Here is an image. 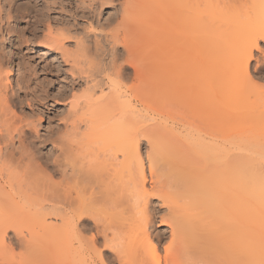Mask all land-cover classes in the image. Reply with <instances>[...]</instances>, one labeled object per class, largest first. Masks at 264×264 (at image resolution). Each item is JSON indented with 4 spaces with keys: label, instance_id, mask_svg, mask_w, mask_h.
<instances>
[{
    "label": "bare ground",
    "instance_id": "6f19581e",
    "mask_svg": "<svg viewBox=\"0 0 264 264\" xmlns=\"http://www.w3.org/2000/svg\"><path fill=\"white\" fill-rule=\"evenodd\" d=\"M102 1L91 9L111 2ZM120 6L115 30L123 26V36L109 33V59L97 73L83 70L105 72L103 83L89 85L81 76L88 85L69 99L63 133L32 137L56 145L52 165L40 153L43 145L25 141L24 127L36 129L39 114L24 125L25 117L17 123L9 115L12 71L0 64V248L7 249L0 264L30 258L28 264H264V86L249 73L254 51L264 57V0H122ZM40 9L27 13L32 37L40 33L42 47L64 56L58 31L70 32L72 21L59 30L66 19ZM170 95L179 105L176 117L168 115L176 129L155 121L160 112L148 115L156 124L143 113L151 99L163 104ZM151 197L165 205L159 222L170 227L162 255L159 236L148 231Z\"/></svg>",
    "mask_w": 264,
    "mask_h": 264
},
{
    "label": "rangeland",
    "instance_id": "374dc122",
    "mask_svg": "<svg viewBox=\"0 0 264 264\" xmlns=\"http://www.w3.org/2000/svg\"><path fill=\"white\" fill-rule=\"evenodd\" d=\"M12 1H14V2H12ZM97 1L98 0H96V1L95 0H11V1L7 0V2L6 1L0 2V3H2V4H0L1 9L4 8V9H2V11L0 9V11L2 12V13L0 12V19L3 20V21L0 20V26L3 25L2 30L0 28V31H1L0 32V64L2 65L4 71H7L8 67H9V69L11 67V71H12V73L9 76L10 85L7 89V92H8V95H10L12 98L10 105L13 108V110L11 108V110H9L8 113H9V115H12L14 117V120L17 123L20 122L21 117H22V119L25 117L24 120H27V121L22 120L24 123L20 122L19 123L20 125H24L27 122L29 123L30 120L35 119V117L39 114L40 120L38 122V127L36 128L38 130L33 128L31 125H27L24 127V130H26V132H25L26 135L24 137H25V141L27 143H29V141H33V142H36V146L43 145L41 147L42 150L40 149V153H43L45 158L49 159V161H47V163H46L47 165H52L53 163L51 162V159H54L56 154L57 155L59 154V151L57 150L56 145H52L49 140L46 141L45 143L40 144V143H37L39 141V139L32 138V137L34 135L36 136L37 133H39L40 135H44L47 132H49L50 130L51 131H58V129H60L59 132L63 133L62 129H64V127L62 126L63 122L60 118L62 116L65 117V115L67 114L68 101L70 103L69 99H71V101H72L73 97H75L76 95L79 96L81 94V90L83 92V89L85 87H87L88 83H89V85L92 83L94 84L96 82L100 83V85H101V81L103 83L104 78H105L104 77L105 72L104 73L99 72L100 74L98 73L99 75H101L103 73L102 74L103 76L101 75L103 80H97L99 75L96 76L97 74H94L93 72L97 73L99 71L98 70L99 67H101L102 64L105 63V59H109V55H110L109 51L111 50V47L109 49L110 44L108 42L110 39H109L108 34L109 33L113 34L112 31L115 30V28L118 27V25H122V21L120 20L121 19L120 3L122 2V0H111V2H106L103 5H100L101 6V7L99 6L100 9H98L99 7H97V9L93 11V9H91V8L93 7V4L97 3ZM101 1H99L97 4H100ZM3 3H4V5H3ZM10 3H11V5H10ZM2 5H3V7H2ZM7 5L11 6V7L9 6V8L11 10L8 9ZM17 5L21 6V7L19 6L18 9L21 8L26 13H23V11H21V9H20L19 14L17 15L18 17L16 15H14L15 12H13V11H15V8L17 9ZM43 5H44V7H43ZM136 6H137L136 3H134V8H136ZM6 7H7L8 12L6 11ZM40 7H41V9H40ZM44 8L46 10V11L45 10L44 11L47 12L51 17L53 16V17L58 18V19H66L62 23H57V25H56L57 29H59V30H60V28L65 29L66 27L67 28L71 27L72 29H74V27H75L74 30H72L70 28V32L58 31L59 33H62V37L64 38V40H63V43H65V45H64L65 50L63 51V54H65L64 56H61L62 54L60 55L61 51L55 50L54 48L45 49L44 47H42L43 45H42L41 41L43 38L40 36L41 35L40 33L37 34L38 35L37 37H32V33L30 32V29L33 26V25H31L33 19L31 17H28L27 13L29 11H32V13H34L36 11L38 12L39 10H37V9H40V11H41ZM9 11H10V13L13 12V14H10L11 16L9 15ZM32 13L30 15H32ZM83 13H85L86 17L85 16L82 17ZM7 14H8V16H6ZM74 15H76L77 18L76 17L73 18ZM1 16H2V18H1ZM9 16H10V19H9ZM11 17H12V19H11ZM14 17H16V18H14ZM82 18H84V19H82ZM105 18L109 22L106 21ZM73 19L75 21H73ZM86 20L92 21L93 23L91 22L90 26H88V25L86 26V24H87ZM119 20L121 21V24H120ZM71 21H72V24H70ZM110 21H111V23H110ZM97 22H99V24L101 23L102 26L101 25L97 26ZM105 22H107V24ZM135 22H136V20H135ZM13 23H14V25H13ZM68 23L70 24V27H69ZM4 25H5V27H4ZM29 25H30V27H29ZM71 25L72 26L75 25V26L72 27ZM91 26H92V28H91ZM99 26H101V27H99ZM119 27H121V28L116 29V30H118V34L116 33L118 35V37H119V35L123 36L122 32H124L122 30L123 26H119ZM39 28L37 27L36 29H39ZM89 28H91V29H89ZM126 28H130V30H131V28H133V24H132V26H128ZM126 28L124 26V30ZM75 30H77V32ZM130 30L128 29V31H130ZM86 31H87V33H86L87 35L84 34ZM81 32H83L82 33L83 35L81 34ZM94 32H95V34H99L96 37V39H94L95 38ZM131 33L133 34L134 32L131 31ZM116 34L114 33L115 36H116ZM84 35H85V37H84ZM87 36H89V37H87ZM80 38L82 39V43L81 42L76 43L77 41H79ZM97 39H99V40H97ZM95 40H97L99 42H96ZM94 43H97V44L94 46ZM118 45L119 44H117V48H119V49L116 50V52L118 51L116 54L119 53L118 55L119 56L121 55L123 57L124 54H122V51L120 52V47H118ZM260 45L262 47V45H263L262 42H260ZM95 47H97V48H95ZM99 47H100V49H98ZM95 49H98V51ZM108 53H109V55H108ZM82 54H84V55H82ZM103 57H105V58H103ZM254 57H255V59H257V62L255 63L254 60L251 61V64L249 65V73H250L251 77L253 78L254 82L257 83V85H259L260 87L261 86L263 87L264 86V57L260 52H257V51H254ZM74 58L75 59L78 58V62L75 63L77 66H75V67H78V65L80 64L79 67L82 66V72L79 71L81 69L77 70L78 68H75L74 66L72 68L69 66V65H71V66L74 65L73 61H76ZM101 60L103 63L101 62ZM106 61H108V60H106ZM71 63H73V64H71ZM100 63H102V64L100 65ZM87 67H88V69L90 68V71H93V72H91L92 75L96 76L97 78H95L94 76L89 74L90 72H88V69H87V72L84 71L86 73L83 72V70H85ZM91 67H93L94 69L92 70ZM5 68H7V69L5 70ZM95 69H96V71H94ZM129 71L127 70V73ZM129 73H128V75H129ZM85 74H88L89 76H87V75L86 76L90 77V78L92 76L93 79H95L96 81L95 82L89 81V80H93V79H89V78L87 79L86 76L84 77ZM130 74H132V73H130ZM81 76L84 78V80ZM101 77L99 76V78H101ZM130 77H131V75H130ZM130 77L128 79H130ZM85 79H86V82L88 81L86 86L83 85L85 83V82L83 83V81H85ZM128 79L123 80L124 85L130 84L129 83L130 81ZM16 81L19 83L21 89H19V87L16 85V83H17ZM126 81H129V82L126 83ZM102 88H105V85H103ZM96 91H97V89H96ZM24 95H27V97L29 99L27 97H25ZM72 95H74V96L71 98ZM174 96L170 95V96H168V98H165L167 100L163 99L162 102L165 101L163 104L160 102V100H162V98L158 97L159 100L157 97H154L153 99H151V102H153V104L149 103V105L147 106L145 111L144 112L142 111L145 114L144 117L146 118L148 115L152 114V116H154L156 118L159 115V113H157V112H160L163 115H161V116L159 115L155 119V121L158 118H159V120L162 119L163 122L164 121L166 122V120H167L166 124L168 126L171 125L170 126L171 128H175L174 123H172L168 119V115L176 117V115H177L176 109H179L178 104H177L176 109L174 107V106H176L175 105L176 103H174V101H173ZM175 97H177V96H175ZM23 99H24V101H23ZM175 99L176 98H174V100ZM19 100H22L21 103H19ZM178 100H179V96H178ZM26 101H31L33 103V107L32 108L27 107ZM148 102H150V101L148 100ZM157 102H158V104H156ZM182 104H184V103H182ZM155 105H159L158 107L160 108L159 109L160 111H157L158 107ZM164 105H165V107H164ZM184 105L180 106V108H183ZM149 106H152V108L151 107L149 108ZM153 106L156 107V109H157L156 111H155V107L153 109ZM30 109H32V111H30ZM152 109L157 114H155L154 111H152ZM182 110H179V111H182ZM195 110L197 111V107L195 108ZM13 111H14V115L17 118L13 115V113H12ZM150 111H152V113ZM184 113H185V115H187L186 111ZM152 116H148L147 118L150 117L151 119H153V122H155L154 117H152ZM69 118H71V113L69 115ZM163 118H165V120ZM149 121H151V122H149ZM153 122L150 119L148 120V124L153 123ZM210 123L206 122V124H210ZM154 124H156V122ZM154 124H150V125L154 126ZM211 124H213V123H211ZM200 126H201V124H200ZM60 127H62V128H60ZM155 127H153V128H155ZM203 127H205V126H203ZM206 127H207V129L211 128L210 125H208ZM36 131H38V132L36 133ZM79 131H81V132L84 131L83 126L81 124H80V130ZM175 132L176 131H174V133ZM55 136H56V134H55ZM57 136H58V134H57ZM146 147H147L146 143L144 141H141V143L139 145V151L141 153V157L143 158V163H144V168H145V175H146L145 187L147 189H149L150 188L149 183H150L151 179L149 180L148 171H147L148 170L147 169V161H146V157H145L146 156L145 150L147 149ZM94 152H95V150H94ZM84 161L85 160H83V162ZM86 161H87V159H86ZM43 169H45V168H43ZM156 179H158V178H154L153 180L155 181ZM122 199L125 201V198L123 196L120 197V200L122 202H124ZM126 203L127 202H125V204ZM127 204H129V202ZM149 205H150L149 209L153 213H155V215L153 216L154 218L151 220L152 225L150 224V226H149L150 228L148 231L151 232V234H153V235L157 234L159 236L160 243H161V244L159 243V249H160L159 251H160V254L162 255L163 254L162 253L163 252L162 247H163V245H165L164 243L167 244L169 237H170L169 236L170 227L168 225H161L159 222V217H161V215H163L166 212V210H164L166 207H165V205L162 204L160 199H158L157 197H151ZM161 213H163V214H161ZM11 234H13V233L9 232L10 236H11ZM89 234H90V232L87 235H89ZM100 242H101V240L98 239L97 245L99 244L98 245L99 248L101 247ZM3 249H5L7 251L6 248H3ZM3 249L0 248V250H1L0 255L6 253V251ZM79 258H80V256H79ZM79 258H77V259H79ZM30 262H31V258H30V260L29 259L25 260V264H28Z\"/></svg>",
    "mask_w": 264,
    "mask_h": 264
}]
</instances>
